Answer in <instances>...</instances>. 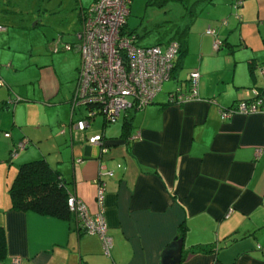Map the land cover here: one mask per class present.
<instances>
[{"label": "crops", "instance_id": "obj_1", "mask_svg": "<svg viewBox=\"0 0 264 264\" xmlns=\"http://www.w3.org/2000/svg\"><path fill=\"white\" fill-rule=\"evenodd\" d=\"M78 6V11L85 7ZM205 7L199 27H191L196 57L190 70L199 74L197 95L168 100L172 87H188L190 70L174 86L172 68L152 101L130 116L125 134L109 136L103 127L99 131L95 116L76 128L72 121L84 117V111L72 110L73 81L62 90L44 73L29 75L31 95H24L28 101L22 104L25 121L16 120L14 102L19 98L2 85L7 72L0 71V226L5 233L0 264H13V258L17 264H160L163 249L174 238H181L178 264H264V115L255 109L220 117L223 108L251 95L253 86L264 93V83L254 82L258 57H247L254 44L264 48V0H210ZM7 31L0 30V50ZM254 32L260 43L249 37ZM187 35L186 52L191 47ZM214 38L221 40L215 50L242 49L241 56L249 58L248 74L236 77L232 55V70L227 66L208 84V75L224 61L211 48ZM17 126L13 133L11 127ZM96 133L101 139L88 142ZM21 138L27 144L9 158L11 146ZM39 156L60 172L68 194L90 212L96 210L94 180H103L108 253L96 233L77 227L72 212L61 218L9 207L7 184L16 170L9 174L12 159Z\"/></svg>", "mask_w": 264, "mask_h": 264}, {"label": "built area", "instance_id": "obj_2", "mask_svg": "<svg viewBox=\"0 0 264 264\" xmlns=\"http://www.w3.org/2000/svg\"><path fill=\"white\" fill-rule=\"evenodd\" d=\"M129 2L130 0H92L80 8L72 40L60 45L64 49H72L79 57L69 99L72 110L80 107L84 111V117L72 121L78 129H82L95 114L101 115L107 122L128 108H142L152 101L161 89L162 82L171 74L178 41L171 38L162 46L158 43L136 44V35L123 30L129 13ZM3 29L5 26L0 24V30ZM206 30L214 33V28L207 27ZM219 44L220 40L214 38L213 47L217 48ZM261 72L264 74V64ZM198 75L197 70H190L187 89L182 91L179 86L175 87L168 93V100L181 102L196 96ZM247 99L249 100L241 99L223 108L220 117L224 118L233 111L247 112L255 109L264 115V97L258 95L256 87L251 88V95ZM4 135H8V132ZM100 139L101 135L96 133L89 136L87 141L94 143ZM27 142L26 138L14 142L9 156L14 157ZM102 172L109 173V170L103 169ZM94 184L95 211L90 212L87 205L73 195L67 196L66 203L74 214L78 227L84 232L96 233L103 251L108 253L111 238L103 218L104 182L97 177ZM12 263L17 264V259L13 258Z\"/></svg>", "mask_w": 264, "mask_h": 264}, {"label": "rangeland", "instance_id": "obj_3", "mask_svg": "<svg viewBox=\"0 0 264 264\" xmlns=\"http://www.w3.org/2000/svg\"><path fill=\"white\" fill-rule=\"evenodd\" d=\"M158 1L130 0L128 4L129 13L125 18L124 29L126 32L136 35V44L149 45L158 43L162 46L168 39H176V31L187 23L188 14L186 12H189V7L184 8L180 2L175 1H166L160 6ZM90 2L91 0H2L0 24L4 25L5 28L7 27L8 34L5 36L3 48L0 50L4 56L0 60V71L7 72L2 74L4 82L1 84L4 86L8 85L9 93L13 97L19 98V100L14 102V104H17L16 120L22 121L25 117L22 104L28 101L24 99L25 96L31 95L30 74L35 75L37 73L41 75L44 73L49 75L55 78L57 85L61 86L62 90H65L66 86L72 87V81L74 85L73 77L78 56L72 49H64L60 45L71 41L73 38L72 34L78 23L76 15L79 12V7H81L78 5L83 4V6H86ZM206 5L207 2H193L191 5V12L192 10L197 12H194L197 18L194 25L193 23L191 24L192 26L189 25L190 29L187 35V37L189 36L188 40L190 39L191 47L180 58V52H177L173 59L174 77L170 78L174 79V86H176L179 79L187 78L190 63L195 62L196 56L191 52V50L195 52V48H192V41L194 40L192 39L191 27L193 29L199 27L201 19L198 17L205 13L203 11L206 10ZM231 13L234 14V12ZM225 24L223 23V25ZM263 28L264 26H261V29ZM2 32L6 34L5 31ZM249 37L252 42L260 43V34L257 32H254ZM211 48L213 52L219 53V59H224V61L218 64L216 71L208 75V78H206L208 84L213 83L216 76L225 71V68L229 67L232 70V55L237 59L234 67L236 77L241 72L248 74L246 64L249 58H243L244 54L241 56L242 49L235 48L232 52H228L225 48L218 50ZM249 55H255L259 59H256L253 65L254 82L257 84L260 81L263 84L264 75L261 72V66L264 64V61H262L264 48L254 44V47L250 48L247 57ZM181 59L183 61L182 65L180 64L182 62ZM251 81L250 83H252ZM67 82L68 84L66 85ZM167 82L169 81H166L163 87L166 86ZM173 88L171 89L173 90ZM33 102L42 104L41 101ZM136 110L128 108L125 112L121 111L115 121H107L103 126L101 123L102 116L95 114L96 119L94 118V122L96 123H94V126L98 127L99 131L103 127L106 135L116 136L122 130L121 124L124 121V117H132ZM26 117L30 118L31 116L26 115ZM24 121L22 122L24 123ZM22 126L25 129L30 128L29 124H23ZM11 129L14 130L13 133H16L19 127H11ZM18 162L19 160L16 157L12 159L9 174H13Z\"/></svg>", "mask_w": 264, "mask_h": 264}, {"label": "trees", "instance_id": "obj_4", "mask_svg": "<svg viewBox=\"0 0 264 264\" xmlns=\"http://www.w3.org/2000/svg\"><path fill=\"white\" fill-rule=\"evenodd\" d=\"M166 1H175L178 3L180 2V4L184 8H190V10L188 9L189 12H186L188 14L187 23L178 31H176V40L178 41L177 52H180V58L186 51L185 40L188 26L195 16L194 12H196L194 10H192L191 12L192 3H205L209 2L210 0H159L158 3L161 6ZM123 30H125L124 27ZM256 88L258 89V95L264 97L262 87L256 86ZM247 98L248 97L244 99H251ZM129 123L130 116H128V118L124 117V121L121 124V133L125 134L127 132ZM9 158H11V156H9ZM7 191L10 200V208L31 210L38 213L50 214L61 218L71 217V211L69 210V207L66 203V198L69 194L64 185V180L61 177L60 172L54 167H52L43 156L19 162L16 167L15 173L7 184ZM4 255L5 233L2 226H0V259H2Z\"/></svg>", "mask_w": 264, "mask_h": 264}, {"label": "water", "instance_id": "obj_5", "mask_svg": "<svg viewBox=\"0 0 264 264\" xmlns=\"http://www.w3.org/2000/svg\"><path fill=\"white\" fill-rule=\"evenodd\" d=\"M181 238L170 241L161 253L160 264H178L180 258Z\"/></svg>", "mask_w": 264, "mask_h": 264}]
</instances>
